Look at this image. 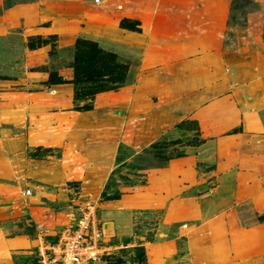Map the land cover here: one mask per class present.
I'll list each match as a JSON object with an SVG mask.
<instances>
[{
  "label": "rangeland",
  "instance_id": "obj_1",
  "mask_svg": "<svg viewBox=\"0 0 264 264\" xmlns=\"http://www.w3.org/2000/svg\"><path fill=\"white\" fill-rule=\"evenodd\" d=\"M79 40L123 87L76 100ZM161 171L165 204L134 201ZM263 189L264 0H0V264H36L87 197L114 234L98 264H264Z\"/></svg>",
  "mask_w": 264,
  "mask_h": 264
},
{
  "label": "built area",
  "instance_id": "obj_2",
  "mask_svg": "<svg viewBox=\"0 0 264 264\" xmlns=\"http://www.w3.org/2000/svg\"><path fill=\"white\" fill-rule=\"evenodd\" d=\"M26 194L30 195L31 190L28 189ZM79 207L75 224L66 226L57 240H43L36 264H98L107 254L110 247L106 246V231L100 220L98 201L87 197Z\"/></svg>",
  "mask_w": 264,
  "mask_h": 264
},
{
  "label": "trees",
  "instance_id": "obj_3",
  "mask_svg": "<svg viewBox=\"0 0 264 264\" xmlns=\"http://www.w3.org/2000/svg\"><path fill=\"white\" fill-rule=\"evenodd\" d=\"M128 20L122 21L121 26L127 29L137 28L139 22L129 26ZM75 80L77 87L76 100L81 99L82 92L78 90L83 83H89L92 89L91 95L105 91H117L123 87L127 80L129 67L126 64H119L115 54L100 48L97 42L79 40L75 45ZM104 77H107L104 79ZM88 93V92H87ZM85 93V94H87ZM178 129L195 131L199 130L197 121H183L176 125ZM144 249V248H143Z\"/></svg>",
  "mask_w": 264,
  "mask_h": 264
},
{
  "label": "crops",
  "instance_id": "obj_4",
  "mask_svg": "<svg viewBox=\"0 0 264 264\" xmlns=\"http://www.w3.org/2000/svg\"><path fill=\"white\" fill-rule=\"evenodd\" d=\"M162 172V177L161 179H158L156 182L150 183L149 187L146 189V191H155V193L151 194V197H147L145 196V192H135L133 193L131 196L134 199V201H136V198H138V201L142 202V203H153L154 204H158L160 205L161 203L166 202V195L163 194H156L159 189H161V191L164 190V188L167 186V179L165 177V174L167 175L168 172ZM145 190V188H144ZM252 202L255 206V208L257 209H263L264 207V189L261 191H258L255 193V195L252 197ZM103 217V215H101ZM113 224L112 222H109V225ZM108 224L105 223L104 220V226H105V231H106V241L107 239H111L113 237V233H109V231H111V227L107 226ZM111 229V230H110ZM59 236H56L55 238H43L40 237L39 241H38V246L37 247H41L43 240H48V241H55L57 240ZM52 239V240H49ZM230 243L233 247V249L235 250V254L237 258H241L246 252V248H251L254 249L255 246L258 243V238L256 236V233L253 232L251 229H245V230H241V231H235L233 234L230 235ZM39 251V250H38ZM38 253V252H37Z\"/></svg>",
  "mask_w": 264,
  "mask_h": 264
}]
</instances>
